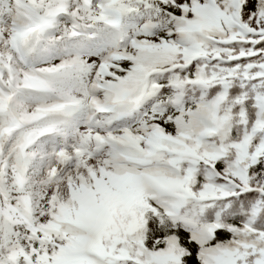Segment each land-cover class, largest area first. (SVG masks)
Here are the masks:
<instances>
[{"label": "snow or ice", "instance_id": "snow-or-ice-1", "mask_svg": "<svg viewBox=\"0 0 264 264\" xmlns=\"http://www.w3.org/2000/svg\"><path fill=\"white\" fill-rule=\"evenodd\" d=\"M0 264H264V0H0Z\"/></svg>", "mask_w": 264, "mask_h": 264}]
</instances>
